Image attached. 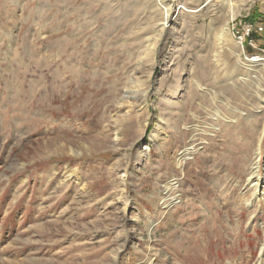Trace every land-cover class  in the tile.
I'll return each instance as SVG.
<instances>
[{
  "label": "rangeland",
  "instance_id": "rangeland-1",
  "mask_svg": "<svg viewBox=\"0 0 264 264\" xmlns=\"http://www.w3.org/2000/svg\"><path fill=\"white\" fill-rule=\"evenodd\" d=\"M140 3L0 0V264H264V202L245 203L264 80L232 66L264 59V0L219 67L220 4L175 0L139 112Z\"/></svg>",
  "mask_w": 264,
  "mask_h": 264
},
{
  "label": "bare ground",
  "instance_id": "bare-ground-1",
  "mask_svg": "<svg viewBox=\"0 0 264 264\" xmlns=\"http://www.w3.org/2000/svg\"><path fill=\"white\" fill-rule=\"evenodd\" d=\"M141 1L142 3H140L139 5H135V7L139 8L138 15L141 21L146 23L147 28L145 30H141V32H144L143 36L145 37L147 34L149 35L145 38L146 44L139 47V56L137 58H134V65L131 67V75L128 77V86L125 92V96L121 101L122 105H128V103H131L130 106L136 107L137 111L139 110V112L141 108L139 109V105L137 104V102L141 100V95L143 93L142 88L148 87L150 85L154 70V59L156 56L158 43L164 36L165 29L168 26H172L173 23L175 24L177 19L188 13L187 8L184 6H179L177 8L175 0H139V2ZM245 1L246 0H206V3L210 6H212L215 2H218L221 6V9L224 11V13L221 14L220 18H218L219 28L217 29V31H215V29L213 31L211 30V33L216 38L215 41H217L219 44L217 45L214 53L211 52L210 55V59L212 60V63L213 65H215V67H219L221 65L224 66L223 61H225V56L227 55L229 56L228 59L231 62L233 60L231 54H233L234 51L237 54V58L241 57V55L244 54L242 43H233L229 35V28H227V26L229 21L233 20L239 13L240 9L244 7ZM122 3H124V0H122ZM107 9H110V7L107 6ZM111 10L114 13L116 12L115 7L111 8ZM141 25L139 24V26ZM148 28L149 30H151V33L150 31H147ZM140 37L137 36L136 38H134L136 41H138ZM232 66H236L235 68L240 67L242 70L245 69L246 71L249 69L254 72L256 77L264 80V59L254 57L248 60L246 65L232 63ZM163 79L164 77H162L160 81L163 82ZM256 92H259V90H256L255 94H257ZM256 101L257 106L260 109L259 111L261 118L257 121L258 124L260 123V126L256 131L257 142L254 159L250 163L249 175L245 181V189L247 190L246 193L251 192L252 197L251 202L245 201V203L248 204L247 206H252L253 202H264V179H262L261 175L259 174V169L261 166L260 162L262 158L261 145L262 141L264 140V91L256 95ZM173 106L175 105L173 104ZM162 125H164V127L168 126V121H163ZM185 127L186 125H183V129H185ZM198 131V129L193 130L194 133ZM195 136L196 135H193V137ZM64 178L65 180L69 179L70 174L66 173ZM75 181H77L76 178ZM166 192H170V185L166 186ZM263 250L264 246L261 247L260 253Z\"/></svg>",
  "mask_w": 264,
  "mask_h": 264
}]
</instances>
